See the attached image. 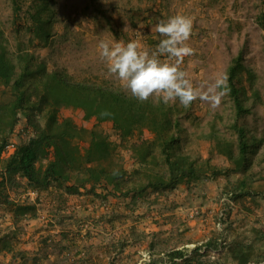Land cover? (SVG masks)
<instances>
[{
    "label": "rangeland",
    "instance_id": "374dc122",
    "mask_svg": "<svg viewBox=\"0 0 264 264\" xmlns=\"http://www.w3.org/2000/svg\"><path fill=\"white\" fill-rule=\"evenodd\" d=\"M30 1L17 0L19 15H15L12 0H0V28L9 40L10 49L25 47L44 58L49 69L64 71L74 81L108 85L113 89L124 90L108 75L99 57L98 44L101 41L110 45L127 44L136 40L143 50L151 52L162 39L154 31L155 25L172 16L179 14L192 20L187 43L194 54L185 57L181 68L196 89L225 75L232 58L245 45L244 64L256 75L253 88L259 96L249 100L252 113L240 118L239 123L249 135L264 137V0H53L56 22L48 46L31 40L25 29ZM245 77L244 74L243 82L247 85ZM10 98L9 91L0 85V101ZM175 103L181 107L178 101ZM59 114L108 136L117 143L125 168L130 167L133 161L124 149L130 142L120 145L111 123L86 120L83 111L75 108L63 107ZM233 114L227 95L215 110L199 99L193 101L181 119L186 130L182 143L202 156L209 147V140L202 135L210 131L213 122L221 137L234 138L229 128ZM23 121L19 127H24ZM25 137L15 133L9 141L18 145ZM138 137L149 138L150 134L135 133L131 139ZM86 141L79 140L82 149L87 146ZM262 148L264 143L259 152ZM115 159L113 154L99 163L109 167ZM214 162L224 165L218 158ZM22 190L26 198L18 203L35 204V215L20 219L12 230L1 234L0 239L19 227L15 237L9 236L12 250L0 251V264H172L166 256L172 249H183L191 257L190 252L197 249L203 254L200 259L204 263L233 264L226 258L229 248L244 240L238 234L231 238L230 231L223 228L228 211L220 228L214 216L206 225L207 216L198 209L201 203L194 206L196 209L190 211V216L177 217L172 206L174 191L158 200L153 195L139 198L136 205L129 206L130 199L108 193L107 198L100 199L82 190L83 194L67 203L50 191L41 194L29 188ZM230 191L235 189L227 187L221 192L229 198ZM96 192L106 193L98 187ZM209 241L216 246H208ZM259 253L263 256L260 264H264V251ZM193 261L189 264H194ZM176 263L181 264V260L176 259Z\"/></svg>",
    "mask_w": 264,
    "mask_h": 264
},
{
    "label": "trees",
    "instance_id": "16d2710c",
    "mask_svg": "<svg viewBox=\"0 0 264 264\" xmlns=\"http://www.w3.org/2000/svg\"><path fill=\"white\" fill-rule=\"evenodd\" d=\"M53 3V0H31L26 12L25 29L31 40L41 46H48L54 35ZM12 4L14 14L19 15L17 0H12ZM245 49L244 45L226 69L230 88L227 96L234 112L229 128L234 138L221 137L216 123H211L210 131L202 135L209 140V156L203 158L182 143L186 130L181 119L187 108L178 107L177 103L157 102L155 98L141 103L122 89L74 81L64 71L49 69L44 58L25 47L12 51L0 28V85L11 96L8 101H0V156L11 135L26 136V140L16 144L9 158H0V192L5 186H19V177L26 181L27 188L40 193L50 191L63 202L69 203L84 190L85 194L100 199L107 198V193L128 198L127 204L134 206L139 198L153 195L158 200L180 185L190 190L204 178L247 172L256 161L264 137L249 135L246 127L239 123L240 118L252 113L249 100L259 96L253 88L256 75L244 64ZM244 74L247 85L243 82ZM63 107L82 110L86 120L111 123L119 144L130 142L124 145L133 161L130 167L125 168L116 142L94 128L88 130L77 125L71 117H61L59 111ZM105 111L111 115L101 117V112ZM22 121L25 125L19 127ZM143 131L150 137L131 139L135 133L142 135ZM79 140H87L84 149ZM113 154L116 159L109 167L99 163ZM213 155L225 158L227 165L213 164ZM97 187L106 193L96 192ZM242 195L237 189L228 193L233 203ZM36 200L40 202L39 198ZM0 202L11 208L15 224L35 215V204L14 203L7 195H3ZM176 205L172 203L173 207ZM232 208L227 211L231 212ZM17 228L1 237L0 251L12 250L9 236L15 237ZM211 245L216 246L209 241L208 246ZM242 245L238 241L229 248L230 253L238 256L240 264L248 260L247 254L239 251ZM185 252L172 249L166 256L172 264H179L176 259H180L181 264L193 260L194 264H208L200 259L203 254L197 249L190 252L192 257Z\"/></svg>",
    "mask_w": 264,
    "mask_h": 264
},
{
    "label": "clouds",
    "instance_id": "9594fccd",
    "mask_svg": "<svg viewBox=\"0 0 264 264\" xmlns=\"http://www.w3.org/2000/svg\"><path fill=\"white\" fill-rule=\"evenodd\" d=\"M154 31L162 39L151 52L143 50L136 40L111 45L101 41L98 44L99 57L105 63L108 75L141 103L155 98L165 104L178 101L187 108L199 99L211 109H217L230 92L227 75L196 89L181 68L185 57L194 54V49L187 43L192 33V20L178 14L157 23ZM165 57L167 59H162ZM100 115L111 114L105 111Z\"/></svg>",
    "mask_w": 264,
    "mask_h": 264
},
{
    "label": "crops",
    "instance_id": "0c3cea01",
    "mask_svg": "<svg viewBox=\"0 0 264 264\" xmlns=\"http://www.w3.org/2000/svg\"><path fill=\"white\" fill-rule=\"evenodd\" d=\"M263 149L260 150L255 163L247 172L231 174L227 177L220 175L216 178H204L198 181L190 190H187L185 185H180L174 190V197L172 198L177 203L173 214H176L179 218L181 216L179 214H182V219L190 216V211L196 209L194 206L201 203L202 205L198 209L207 216L208 222H206V225H209L213 216L217 219L218 211L222 207L221 198L223 194L221 191L224 188L233 187L237 189L238 193L243 194L242 197L234 201L232 211L229 213V217L223 228L230 231L229 235L231 238H234L238 234L244 239L242 240V247H239V251L247 254L248 257V260L244 264H260L263 260V256L259 253L264 251ZM208 156L207 149L202 157L207 158ZM217 158L224 162V165H227L226 159L219 155L212 156L213 164H217L214 162ZM18 179H20L19 185L27 188L26 181L19 177ZM24 188L17 189L5 186L0 192V198L3 195H7L9 200L18 203L24 200L23 198H26L24 195L25 190H22ZM16 191H21L22 193L18 194ZM0 227L5 228L3 231L0 230V236L4 231L12 230L14 227L12 212L3 202H0ZM210 228L212 227L210 226ZM1 252L5 251L1 250ZM226 258L228 259L227 261H231L233 264H240L238 256H234L230 252L227 253Z\"/></svg>",
    "mask_w": 264,
    "mask_h": 264
},
{
    "label": "built area",
    "instance_id": "2783aa9c",
    "mask_svg": "<svg viewBox=\"0 0 264 264\" xmlns=\"http://www.w3.org/2000/svg\"><path fill=\"white\" fill-rule=\"evenodd\" d=\"M16 146H17L16 143L12 141L5 144L1 152V156H0L1 160H6L7 158H9L15 152ZM221 202H222V207L219 209L217 215V218L219 220L217 222V227L219 228L221 227L222 221L224 220L225 212L228 210V208H232L234 205L233 201L226 196L221 198ZM223 205H227V207L226 206L223 207Z\"/></svg>",
    "mask_w": 264,
    "mask_h": 264
}]
</instances>
